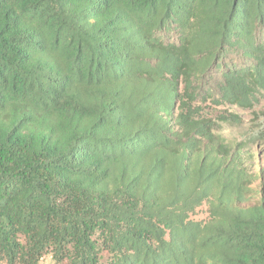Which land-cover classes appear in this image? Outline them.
I'll use <instances>...</instances> for the list:
<instances>
[{
	"label": "trees",
	"instance_id": "obj_1",
	"mask_svg": "<svg viewBox=\"0 0 264 264\" xmlns=\"http://www.w3.org/2000/svg\"><path fill=\"white\" fill-rule=\"evenodd\" d=\"M263 97L264 0H0V264H264Z\"/></svg>",
	"mask_w": 264,
	"mask_h": 264
},
{
	"label": "rangeland",
	"instance_id": "obj_2",
	"mask_svg": "<svg viewBox=\"0 0 264 264\" xmlns=\"http://www.w3.org/2000/svg\"><path fill=\"white\" fill-rule=\"evenodd\" d=\"M233 111L239 115L242 119V125L238 128L235 127H223L218 132L228 142L235 143L246 139L249 136V132L257 127L261 121L262 115L264 114V97L261 98L257 107L253 110H241L233 109ZM254 163L252 167L253 173L257 174L260 169H264V148L258 150L254 149ZM259 182L253 184V188H258ZM257 201L256 198L252 199L249 203L244 204V207L253 205ZM206 216L204 209L199 211L195 218L200 220Z\"/></svg>",
	"mask_w": 264,
	"mask_h": 264
}]
</instances>
